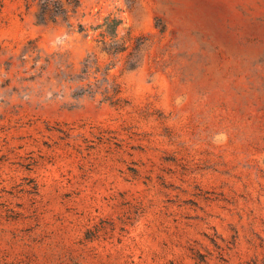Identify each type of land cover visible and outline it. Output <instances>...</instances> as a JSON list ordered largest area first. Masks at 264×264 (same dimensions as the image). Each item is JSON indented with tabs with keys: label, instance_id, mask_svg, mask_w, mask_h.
<instances>
[{
	"label": "rangeland",
	"instance_id": "rangeland-1",
	"mask_svg": "<svg viewBox=\"0 0 264 264\" xmlns=\"http://www.w3.org/2000/svg\"><path fill=\"white\" fill-rule=\"evenodd\" d=\"M0 264H264V0H0Z\"/></svg>",
	"mask_w": 264,
	"mask_h": 264
},
{
	"label": "trees",
	"instance_id": "trees-1",
	"mask_svg": "<svg viewBox=\"0 0 264 264\" xmlns=\"http://www.w3.org/2000/svg\"><path fill=\"white\" fill-rule=\"evenodd\" d=\"M119 24V20L117 19H112L110 22V26H108V28H106V31L113 37L116 36V27ZM116 51H121L122 49H120L119 47L115 48ZM119 89L115 88V93L118 94L119 93ZM108 99H111L112 103H116L115 100H113V98H111V96H107ZM117 100H119V98H117ZM117 105V104H116Z\"/></svg>",
	"mask_w": 264,
	"mask_h": 264
}]
</instances>
